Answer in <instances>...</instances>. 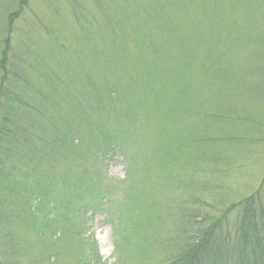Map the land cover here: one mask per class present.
I'll return each mask as SVG.
<instances>
[{
  "label": "rangeland",
  "instance_id": "obj_1",
  "mask_svg": "<svg viewBox=\"0 0 264 264\" xmlns=\"http://www.w3.org/2000/svg\"><path fill=\"white\" fill-rule=\"evenodd\" d=\"M6 40L0 111L12 117V154L38 153L35 170L22 162L45 182L91 181L104 192L98 209L84 204L85 187L74 192L84 195L79 229L66 231L73 240L79 233L78 252L66 246L67 233L58 243L61 228L24 257L37 233L19 228L12 240L0 228L1 252L16 251L15 264H168L189 221L259 189L264 0H0V61ZM95 125L117 131V141H100ZM129 197L141 199L130 236L156 239L135 253L134 243L117 251L113 211Z\"/></svg>",
  "mask_w": 264,
  "mask_h": 264
},
{
  "label": "trees",
  "instance_id": "obj_2",
  "mask_svg": "<svg viewBox=\"0 0 264 264\" xmlns=\"http://www.w3.org/2000/svg\"><path fill=\"white\" fill-rule=\"evenodd\" d=\"M10 22L11 19L9 25H11ZM7 56L8 40L5 41V47L1 53V71L6 67ZM154 63L155 61H153V66ZM209 65L213 66L212 63ZM203 66L207 65L203 63ZM137 71L139 72V69ZM104 82H107V79ZM165 85H171V82H166ZM112 88H114L112 85L107 84L106 92L109 93ZM183 88L187 89V85L184 84ZM0 106H2L1 102ZM10 110L14 113L12 108ZM1 113L0 111V228L7 229L9 234H12V240L19 228L34 230L37 233L35 242H30V239L27 238L28 249L24 247L26 248L24 257L31 255V250L37 246L41 245L44 248L48 246L49 241H53V232L58 229L61 230V228L65 230L57 239L58 243L67 233L69 239L66 246L77 251L75 247L81 246L79 233L75 235L73 240L71 232L66 230L70 228L79 229L76 220L79 202L87 199L84 204H89L90 207L98 209L99 199L101 200L104 192L99 193L98 183L95 182H81L78 186H73L68 180L57 182V178L52 176H48V181L45 182L42 174L36 177L31 169L27 171L26 168L30 167L29 164L34 170L36 169L37 166L34 165L38 163L39 155L37 153L36 156L33 153L34 156H27V152L24 151H21L22 154H12L13 134L7 128L12 117L9 112L8 114L7 112ZM99 114L100 111L96 112L97 116ZM77 119L79 125L91 126L88 124L91 122L81 115H78ZM95 126L97 130H93V132L102 135L100 141L106 144L107 142L114 144L117 141V131L105 129L101 133L100 128ZM18 130L19 127H17ZM120 138L123 141L121 135ZM24 140L26 139L24 138ZM71 151L79 153L80 147L74 146ZM24 159H28L29 164L26 161L24 164L22 162ZM84 187L86 191L83 194L86 197L81 199L83 195L79 200L76 199L74 192H81L78 189L82 190ZM132 197L123 199L118 206L114 207L113 213L116 215L117 225L119 224L118 235H120L122 242V245L120 241L117 242L119 246L117 251L123 249L125 243L128 245L134 243L135 248L128 247V250H132L130 253H135L144 244L154 246L156 239H154L153 233L149 231L145 234L143 231V235H141L142 232H139L133 238L130 236L129 230L132 228L129 227L137 225L140 218V206L137 202L141 203L140 198L136 197L134 200ZM54 204L57 205L54 206ZM69 212H72V215ZM232 213H234V220H230ZM216 214L215 216L207 214L197 222H188L183 235L177 237L174 244L176 250L171 254L168 264H264V177L259 189L252 195ZM144 220L147 223V229L152 230V220L145 216ZM136 237L145 240H136ZM30 238L33 239V237ZM37 242L39 245L34 246L33 244ZM2 245L0 242V264H15L14 257L17 252L13 251L10 256L7 252L2 254ZM14 246L15 244H13ZM61 248L63 249V246ZM141 249H144V246ZM130 253L127 254V257ZM6 256H9V262L11 258L10 263L6 262Z\"/></svg>",
  "mask_w": 264,
  "mask_h": 264
}]
</instances>
